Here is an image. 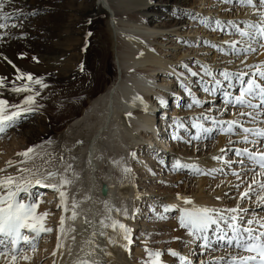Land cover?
I'll list each match as a JSON object with an SVG mask.
<instances>
[{"label":"bare ground","instance_id":"bare-ground-1","mask_svg":"<svg viewBox=\"0 0 264 264\" xmlns=\"http://www.w3.org/2000/svg\"><path fill=\"white\" fill-rule=\"evenodd\" d=\"M55 1L57 0H12V4L6 6L5 11L10 14L13 9L22 11L24 15L19 16L17 20L21 26L9 29L10 36L0 41V57L6 56L14 65L21 63L22 48L36 41L32 40V26L37 25L41 18L43 20L40 21H45V18L40 17L36 22L34 17L46 11L40 7L43 3L56 10L64 29L60 44L65 48L58 50L59 55L61 54L59 57L53 48L49 51L38 46V49L36 48V51L41 53L40 57L47 61L49 65L47 69L60 66L56 89L51 92L47 87L32 85L33 89H42V96L46 97L43 100L40 95L41 100H36V104L45 112L43 123L48 133L53 128L52 114L64 116L61 126L59 125L58 137L53 143L45 145L37 143L36 146L27 143H17L9 147L0 145V169H6L5 172H0V176L15 175L17 168L21 166L18 161L25 159L16 154L33 147L31 159L27 160L23 167L40 169L42 172L54 170L66 176L71 183L65 185L62 190L67 192L69 211L64 212L57 208L60 202L57 191L44 185H34L32 187L34 190L30 189L31 192L40 191L37 198L42 199L43 203L39 204L37 212L50 213L44 223L53 231L41 234L35 251L25 246L31 260H18L17 264H53V261L55 264H76L77 260L97 258L103 261V264H144L150 260L145 248L159 250L162 253L163 246L167 245H164L162 240L169 242L173 238V235L161 225L152 228L155 224L148 223L151 214L154 213L152 206L155 208L159 206L162 214L163 205H183V201L177 199V193L168 187L164 188L167 191H159L162 182L167 185L164 176H167L166 173L169 171L160 161L169 158L171 167L177 159L183 164L196 163L203 169L219 167L218 162L212 160L211 156L217 154L220 148H224L228 140L224 134V137L215 143L208 140L206 142L192 140L194 144L190 145L169 138L167 129H172L175 133L178 131L177 127L173 128L174 117L180 118V122L187 125L182 129L193 132L191 135L193 136L196 130L191 128V118L195 114L205 112L209 107L219 109L223 105L222 102L218 106H213L212 102L207 106L204 104L202 107L188 108L186 105L191 103L192 98L179 87L171 73L184 71L187 74L186 70L179 67L181 61L199 72V65L194 62L197 60L212 65L216 71L225 68L232 71L238 69L248 71L240 64L239 59L219 53L203 41L221 44L224 40L239 39L219 29L213 30L215 19L224 22L235 20L240 27H244L243 21H255L257 17L250 7L239 5L235 0L230 4H225L222 0L220 3L214 2L215 0H58L60 3ZM67 3L72 8L76 6L84 10L83 15L87 21L80 37H71L67 33L68 17L77 16L74 14L75 11L67 8ZM197 14H199L197 19H193L192 16ZM200 18L206 19L207 26L199 23ZM89 32L91 35H86ZM79 45L82 55L78 51ZM229 59L235 62L227 64L226 61ZM240 59H243V55ZM109 60L111 68L116 69L114 78L111 79L106 77ZM76 61H80L83 67L73 73L74 69L72 74H69ZM261 62H264V49L249 53L245 61L246 64L252 65ZM8 68H11V65L0 59V76L4 77L5 74L2 72ZM46 77H42L43 81ZM198 79L199 77L191 78L190 87L194 96L204 100L205 93L201 85L197 84ZM204 79L207 81L208 78ZM7 82V86L0 89V98L7 100L9 104L23 100L27 93L12 92L11 83ZM219 95L221 94L217 92L215 97ZM137 96L142 97L143 102L141 100L134 102ZM160 98L165 101L172 98L173 106L178 101L183 108L174 111L170 104L172 109L170 107L169 109V100L168 104L161 105ZM232 112L233 110L229 108L222 118L231 119ZM17 124L18 119L4 133L13 130ZM180 134L177 133L179 136ZM181 137L188 140L185 133L181 134ZM27 138L29 143H34L41 138V134L28 135ZM200 139L203 140V137ZM78 141L82 143H77ZM225 151L227 152V148ZM132 153H135V157L131 155ZM228 154L231 158V153ZM9 160L13 162L10 168L6 165ZM69 164L72 168L65 172ZM125 168L131 171L125 172ZM185 171L183 177L188 180L189 193L185 190L179 194L181 197H190L200 206L224 208L233 207L237 203L236 199H233L237 192L230 190L227 183L221 184L222 180L232 181L233 184L237 182L230 174L211 181L199 177L200 174L193 169L187 168ZM103 183L108 185L106 195L101 192ZM240 191H243V186ZM226 192L229 193L228 196L224 195ZM216 196H220L221 199L216 200ZM73 199L78 204L75 209L78 215L74 220L70 218ZM142 203L143 207L140 208ZM241 206L248 207V202H242ZM116 209L120 211L117 212ZM125 209L127 216L124 215ZM172 210H169L168 214L163 213L164 216L171 217L169 213ZM257 213L264 215V209L257 208ZM61 215L65 217L64 235L59 233ZM86 218L90 223L86 222ZM102 219L109 227H102L100 223ZM140 219L142 222L139 223ZM113 221L123 223L132 229L133 243L130 246V255L120 246L119 240L114 245L107 243L108 236L115 238L116 234L120 233L119 227L115 233L110 227ZM72 228L75 230L69 231ZM180 229L181 233L178 236L180 239L174 241L171 249L196 264L201 259H207V254L202 255L196 245H186L189 237L185 229ZM101 231L107 235L101 236L99 234ZM93 232L96 233L95 236L92 235ZM142 234L144 237L140 236ZM58 235L63 244L59 250L56 248ZM73 236L75 240L71 239ZM153 242L158 244L151 246ZM97 245L99 247H96ZM53 251H56L55 256L52 255ZM228 251L231 250L219 249L212 255L221 256ZM107 252L112 253L111 257L106 254ZM0 264H6L2 257ZM162 264L181 263L169 255L162 260Z\"/></svg>","mask_w":264,"mask_h":264},{"label":"snow or ice","instance_id":"snow-or-ice-1","mask_svg":"<svg viewBox=\"0 0 264 264\" xmlns=\"http://www.w3.org/2000/svg\"><path fill=\"white\" fill-rule=\"evenodd\" d=\"M225 4L233 3V0H222ZM239 5L250 7L253 14L257 17L255 21L245 20L242 23L244 27H240L235 20L226 22L215 19V28L222 32H226L229 36H236L239 39H229L216 44L208 40L203 43L210 45L211 48L225 55H232L235 59L240 60V64L248 71L238 69L232 71L225 68L216 71L212 65L194 61L199 65L200 71H194L187 63L180 62L179 67L186 70L179 73L173 72L179 87L191 97V103L186 106L202 107L204 104H211L217 92L222 95L223 105L216 109L209 107L205 112L195 114L191 119V128L195 129V135L191 136L186 142L191 144L192 140H199L202 136L205 140L213 138L214 131L223 132L227 137V143L224 148H220L218 153L211 156V159L217 161L219 167L203 169L198 164H183L179 159L175 160L174 167L190 168L197 174L213 176L220 173L224 176L231 175L234 177L235 184L232 181L222 180L221 184L227 183L230 190H235L237 196L233 197L237 203L233 207H215L196 205L190 197H181L177 194V199L183 201V205L167 204L163 205L164 212L176 209L179 212V227L186 230L189 239L186 245H196L200 253L207 254V259L199 260L198 264H264V215L257 213V208L264 209V62L259 64H246L249 53H255L259 49H264V0H235ZM12 4V0H0V41L10 36L9 29L17 28L21 25L17 23L19 16L24 15L19 9H13L12 13L5 11L6 6ZM229 10V9H226ZM34 14V13H32ZM197 16H192L197 19ZM91 23V21H89ZM199 23L207 26L205 18H200ZM86 35L90 36L91 33ZM188 43V41H184ZM198 43V41L196 42ZM243 55V59H240ZM11 65L16 72L15 79L11 82V91L20 93H29L24 96L20 104H11L5 99L0 98V133H4L7 128L12 127L22 113L35 111L34 107L39 96L38 91H34L32 85H39L41 88L47 87L42 82V78L33 77L31 73L22 72L12 63L6 56L0 57ZM33 60H36L33 57ZM235 61L229 59L227 64ZM82 67V66H81ZM193 77H199L196 81L200 84L202 91L210 99H200L193 95L190 81ZM207 77V81H205ZM247 77V79H245ZM19 81V83H17ZM7 79L0 76V89L6 87ZM236 90V91H233ZM135 100H141L142 97H135ZM161 105H165L167 101L163 98L159 99ZM180 106V105H178ZM233 109L231 119H223L222 116L228 109ZM216 114L213 115L212 113ZM131 115V113H128ZM173 123L177 128H184L185 125L180 122V118L174 117ZM236 137V139H232ZM173 139H182L177 135H173ZM77 143H82L78 141ZM244 145L239 147L236 145ZM227 148V152L225 149ZM34 152L33 147H29L17 156L24 157V160L18 161L21 165L17 168L15 175L0 176V257L4 258L6 264H17L18 260L29 261L31 257L27 255L25 246L30 247L32 251L36 250L37 241L42 233H50L52 228L45 226V219L50 214L48 211L37 212L39 204L43 203L42 199L33 198L30 189L34 185H44L59 193V204L57 208H61L64 212H68L67 192L65 185L71 183L63 174L54 170L33 169L23 167L25 162L31 159L30 154ZM232 153V157H228V153ZM135 157V153L131 154ZM61 159H63L61 157ZM160 163H164L163 160ZM7 167H12L11 160L6 162ZM236 167H233V166ZM72 165L69 164L65 168V172L70 170ZM6 169H0L5 172ZM125 172L131 171L129 168L124 169ZM259 177V179H258ZM57 181V182H50ZM220 185H217L219 187ZM243 186V191H240ZM228 196L229 193H224ZM139 198V193L137 194ZM220 200V196L215 197ZM247 201L248 207H242V202ZM107 204V202H105ZM78 207L77 202L72 200L71 219H75L78 213L75 209ZM155 211V206H152ZM111 211V209H109ZM117 212L120 209H116ZM139 211V209H136ZM127 216V210H124ZM134 215V214H133ZM158 219H166L163 215H158ZM86 222L90 223V221ZM103 228L109 227L104 220L100 221ZM115 233L117 227L120 233L116 237L108 236L107 243L114 245L117 240L121 242L120 246L126 253L131 254L132 229L125 224L113 221L110 225ZM75 229H69L74 231ZM59 233L65 234V217L61 215L59 218ZM101 236L107 235L104 231L99 233ZM96 235L95 232L92 233ZM75 240V237H71ZM174 239H180L174 237ZM23 242V246H21ZM60 236H57V250L61 249ZM96 247H99L97 245ZM230 249L221 256H213L212 253L219 249ZM94 251V250H93ZM150 260L144 264H162L160 259L162 253L159 250L152 251L145 248ZM170 255L179 256L181 264H196L189 260L186 256L180 255L173 249H168ZM7 253V255H6ZM111 257L112 253H106ZM53 256L56 251H53ZM55 264V261H53ZM76 264H103L100 259H81Z\"/></svg>","mask_w":264,"mask_h":264},{"label":"rangeland","instance_id":"rangeland-1","mask_svg":"<svg viewBox=\"0 0 264 264\" xmlns=\"http://www.w3.org/2000/svg\"><path fill=\"white\" fill-rule=\"evenodd\" d=\"M220 1L221 0H215L214 2H217V3L219 2L220 3ZM45 2H47V1H45ZM60 2L61 1H58V0L55 1V3H60ZM39 5H37V6H39ZM42 5H40V7L44 8L46 11H44L43 14L40 13L38 15H34V17L36 18L35 19L36 22H37V18H40V17L45 18V21H40V20H43L41 18L38 21V24L37 25L32 26V28H31L32 40L36 39V41L34 42V44H27V45H25L22 48L23 49L22 50L23 52L21 54V60H22V62L19 63V64L18 63L15 64V66H16V68H19L22 72L27 71V72L33 74V77L34 78L35 77L42 78V77H46L47 76L46 77L47 82H46V80L43 81L44 79H42V82L44 84H47L48 90L52 92L54 89H56V86H57V79L60 76V66L59 65H56V66H54L52 68L49 67L47 69L46 68L47 65H48L47 64V61L46 60H43V57H40L41 56V53L37 52L36 51V48L38 46L40 49L48 50V51H49V49L53 48V49L56 50L55 52H57L58 57H59L61 54L59 55L58 50L61 51L63 48H65L63 44H60V37H61V35H63L62 32H64L63 31L64 29L62 28V23L60 22V19L58 17L59 15H58V13H56V10L54 11V9L52 7H50V5L47 4V3H43ZM66 6H68L67 8L69 10L75 11L74 14H77V16H70L71 18L68 17V24L69 25L67 24V26H68L67 27V33L71 37H74V36L75 37H80V36H82V28L86 25V21H87L86 17L83 15V11L84 10H82L81 8L78 9L76 6L72 8L69 3H67ZM80 48H81V45L78 46V51L80 52V55H82ZM57 54H54V55L57 56ZM33 57H35L36 60H33ZM108 63H109V70L106 73V77L108 79H111V78H114V75L116 73V69H112L111 68L112 67L111 60H109ZM81 66H82V63L80 61L74 62V66L70 68V70H69L68 73L69 74H72V71L75 69L73 71V73H74ZM2 74L7 79V81H9V83H11L15 79V76H16L15 75L16 74L15 69L12 66H11V68H8V69L4 70L2 72ZM245 79H247V77ZM17 83H19V81H17ZM34 91H38L40 93L39 96H37L35 98V100H41L40 95H41V97L44 98L43 100L46 99V97L42 96V93H41L42 92V89H39V90L34 89ZM234 91H236V90H234ZM27 94H29V93H27ZM204 99H209V97H207L206 94H205ZM168 100L170 102L169 105H168V108L170 107V104H171L172 108L174 109V111H177L178 108H181V109L183 108L182 106L181 107L178 106V105H180V103L178 101H176V104L173 106L172 105L173 99L172 98H169V99L167 98V101ZM21 101L22 100H19V101L13 102L12 104H20ZM185 101H187V100H185ZM213 102H214L213 103V106H218V104L220 105L223 102L222 95H219L217 97H214L213 98ZM9 105H11V104H9ZM207 105H210V104L206 103L204 106H207ZM34 107L36 108L35 111L26 112V113H22L21 114V116L18 118L17 127H15L13 130L8 131L6 133H0V145L1 146H7V147H9V146H11L13 144L15 145L17 143H20V144L27 143V144L36 146L37 144L45 145V144L53 143L54 141H56V138L58 137V131H60V126H61V124H62V122L64 120L63 119L64 116L63 115L62 116L61 115H58L56 113L52 114L53 115V118H52L53 125H52V127L55 130L52 128V130L50 129L51 131L48 133L46 131V126L43 123L44 122L43 117H44V114H45L44 110L42 111L40 109V107L36 103H35ZM231 110H233V109H231ZM40 124H41V126H40ZM174 127H176L175 124H174L173 128ZM36 128H38V129L36 130ZM33 129H35L36 131L33 130ZM24 132H26L25 135H24ZM33 132L36 133V134H34ZM38 133L41 134V138L37 142L29 143V141H28L29 139L27 138V136L28 135H37ZM167 133H169V138L170 137H173V135H177V133H179V134L181 133L182 135L185 133V135H187V139H188V137H190L193 134V132L192 133L191 132H187V130L182 129V128H178L177 133H175L174 130L172 132V129H167ZM181 134H180V136L179 135H177V136L181 137ZM222 136L224 137V133L223 132L214 131V133L212 134V137L213 138H209L207 140L209 142L212 141V143H215V141H217L218 139H221ZM172 140H176V141H179L180 143H186V144H188L186 142V140H183V139H173L172 138ZM207 140H205L203 138V140L202 139H199L198 142H200V141L206 142ZM193 144L194 143L191 142L190 145H193ZM146 155H148V153H146ZM228 155H230V154H228ZM231 157H232V153H231ZM163 161H164L163 166H165L166 169H169V171H167V173H166L167 176H164V177H166V178H164V180L166 181L167 185H165L164 182H162L160 184L161 189L159 191H164V190L167 191V189H164V188L168 187L169 189H171L173 192H175L177 194H181L185 190H187L188 193H189V190H188L189 189V186L187 184L188 183V180H187V178H184L183 177V174H186V171H185L186 168L185 169H182V168L181 169H175L174 166L171 167L170 166V163L171 162H170L169 158L168 159H165ZM189 173H191V171H189ZM199 177H205V178L210 179L211 181H214L217 177H219V178L221 177L222 178V177H224V175H222L220 173H216L213 176H209V175H202L201 176L200 175ZM31 190H34V188H32ZM39 193H40V191H38V190L37 191L35 190V192L33 191L32 192L33 198L36 199L38 197L37 195H39ZM155 205H157V204H155ZM139 207L142 208L143 207V203ZM159 209H160V207L159 206H156L155 211H154V213L151 214V218L149 219L148 223L149 224L150 223L151 224L152 223L155 224V226L153 225L152 228H154V227H157L158 228L159 225H161L162 227H164L163 229L169 231V234L170 235H173L172 240L169 241V242H167L166 240H162V241H164V245H166V244L168 245V246L167 245L166 246H163L164 247L162 249L163 250L162 251V253H163L162 255L163 256L161 255V257H160V259L162 261L163 259H165L167 256L170 255V253L168 252V249H171L173 247V245L175 243L174 241L177 242L178 239L176 240V239H174V237H178L179 236V234L181 233V229H180L179 224H178V216H179L178 210L173 209L169 213L171 215V217H167L166 219H158L157 218L158 215H163L164 216L163 213L168 214V212H163L161 214ZM140 222H142L141 219L139 220V223ZM139 225L140 224H138L137 227H139ZM140 236L141 237H144L143 234L140 235ZM134 237L136 238L137 236H134ZM137 239L140 240V237H138ZM154 239H156V237H154ZM152 244L153 245H157L158 242L151 243V246H152ZM133 249L134 248L132 247V250ZM174 259L177 262L181 263L180 262V259L178 257H174Z\"/></svg>","mask_w":264,"mask_h":264},{"label":"water","instance_id":"water-1","mask_svg":"<svg viewBox=\"0 0 264 264\" xmlns=\"http://www.w3.org/2000/svg\"><path fill=\"white\" fill-rule=\"evenodd\" d=\"M101 192H102L103 195H106L107 194V192H108V185L106 183H103L102 184Z\"/></svg>","mask_w":264,"mask_h":264}]
</instances>
